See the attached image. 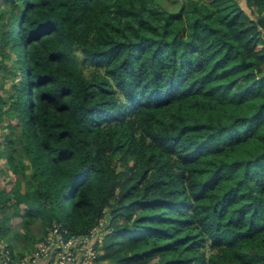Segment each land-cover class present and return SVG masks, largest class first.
I'll return each mask as SVG.
<instances>
[{"label":"trees","instance_id":"trees-1","mask_svg":"<svg viewBox=\"0 0 264 264\" xmlns=\"http://www.w3.org/2000/svg\"><path fill=\"white\" fill-rule=\"evenodd\" d=\"M261 40L264 0H0V264L54 225L105 264H264Z\"/></svg>","mask_w":264,"mask_h":264},{"label":"built area","instance_id":"built-area-1","mask_svg":"<svg viewBox=\"0 0 264 264\" xmlns=\"http://www.w3.org/2000/svg\"><path fill=\"white\" fill-rule=\"evenodd\" d=\"M89 238L66 239V232L55 226L49 231L46 239L36 245L35 251L25 257L20 264H37L39 261L42 264H103L96 261L97 254L92 250ZM80 250L84 251L85 256L77 261L74 252ZM8 262L9 258L4 263Z\"/></svg>","mask_w":264,"mask_h":264},{"label":"rangeland","instance_id":"rangeland-1","mask_svg":"<svg viewBox=\"0 0 264 264\" xmlns=\"http://www.w3.org/2000/svg\"><path fill=\"white\" fill-rule=\"evenodd\" d=\"M152 1V0H151ZM159 1V0H158ZM184 0H160V3L161 5L164 6V8H168L170 9L171 11H174V10H178L179 7L181 6L182 2ZM262 43H264V40H261ZM6 64H8L10 67L13 66L12 64V61H9L7 62ZM20 77H18V81H20ZM9 83H7L5 85V87H9ZM8 122V119L5 118L4 119V122L2 123V128H4L6 126ZM1 127V125H0ZM0 128V135L4 136V135H7L8 131L5 130V129H2ZM116 157H118V155H116ZM116 159V158H115ZM26 163V162H25ZM16 175H14L10 169H8V167L6 166L5 164V160L1 161L0 162V188L2 189H6V190H9L11 189V186H12V183L13 181L16 179ZM24 185V184H23ZM24 187V186H23ZM101 224V223H100ZM55 225L51 228V229H54ZM18 228H19V231L22 232V227L21 225H18ZM32 228L34 229V232H37L36 229L37 228V225H32ZM96 233H92V235H94ZM102 241V237L100 235V242ZM5 242H8L10 245H14L16 244V246H20V245H23L24 244V239L22 240V238H20V241L18 240V237H17V233L15 232V229H11L8 233V235L6 236V241ZM1 245L2 246H5L4 245V242L2 241L1 239ZM35 251V249L32 251V253ZM105 264V263H103Z\"/></svg>","mask_w":264,"mask_h":264},{"label":"crops","instance_id":"crops-1","mask_svg":"<svg viewBox=\"0 0 264 264\" xmlns=\"http://www.w3.org/2000/svg\"><path fill=\"white\" fill-rule=\"evenodd\" d=\"M75 257L77 259V261L81 258V257H84L85 254H84V251L83 250H80L79 252L75 251ZM37 264H42L41 261H39Z\"/></svg>","mask_w":264,"mask_h":264},{"label":"water","instance_id":"water-1","mask_svg":"<svg viewBox=\"0 0 264 264\" xmlns=\"http://www.w3.org/2000/svg\"><path fill=\"white\" fill-rule=\"evenodd\" d=\"M105 220L108 222V221L110 220V216L107 215V216L105 217Z\"/></svg>","mask_w":264,"mask_h":264}]
</instances>
